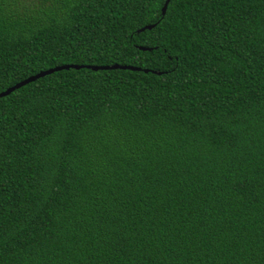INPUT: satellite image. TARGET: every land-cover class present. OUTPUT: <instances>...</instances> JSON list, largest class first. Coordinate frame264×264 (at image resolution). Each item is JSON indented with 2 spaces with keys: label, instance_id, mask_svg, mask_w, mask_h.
Listing matches in <instances>:
<instances>
[{
  "label": "trees",
  "instance_id": "obj_1",
  "mask_svg": "<svg viewBox=\"0 0 264 264\" xmlns=\"http://www.w3.org/2000/svg\"><path fill=\"white\" fill-rule=\"evenodd\" d=\"M165 1L0 0V93L140 69L0 97V264H264V0Z\"/></svg>",
  "mask_w": 264,
  "mask_h": 264
},
{
  "label": "water",
  "instance_id": "obj_2",
  "mask_svg": "<svg viewBox=\"0 0 264 264\" xmlns=\"http://www.w3.org/2000/svg\"><path fill=\"white\" fill-rule=\"evenodd\" d=\"M167 3H168V0L165 1L163 7H162V10H161V13L162 15L165 13V10H166V6H167ZM154 25H147V26H144L143 28H141L139 31H144L146 29H150L152 28ZM141 50H149V48H145V47H141L140 48ZM82 67H85V68H88V69H91L93 71H96V70H107V69H128V70H140L139 68H136V67H132V66H124V65H117V64H114V65H111V66H91V65H73V64H69V65H62V66H56V67H53V68H50V69H47L45 71H42V72H39L38 74L36 75H33L31 77H28L26 78L25 80H22L21 82L15 84L14 86H11L9 88H7L5 91L1 92L0 93V97L2 96H6L8 95L10 92H12L13 90L25 85L26 83L28 82H31V81H34L36 80L37 78H40V77H43L47 74H50L52 72H55V71H59V70H62V69H69V68H74V69H79V68H82ZM145 72H147L148 70H144Z\"/></svg>",
  "mask_w": 264,
  "mask_h": 264
}]
</instances>
